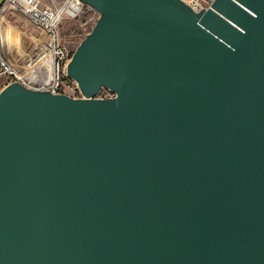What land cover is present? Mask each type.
<instances>
[{
	"label": "water",
	"instance_id": "1",
	"mask_svg": "<svg viewBox=\"0 0 264 264\" xmlns=\"http://www.w3.org/2000/svg\"><path fill=\"white\" fill-rule=\"evenodd\" d=\"M79 1L81 97L0 90V264H264V0Z\"/></svg>",
	"mask_w": 264,
	"mask_h": 264
},
{
	"label": "built area",
	"instance_id": "2",
	"mask_svg": "<svg viewBox=\"0 0 264 264\" xmlns=\"http://www.w3.org/2000/svg\"><path fill=\"white\" fill-rule=\"evenodd\" d=\"M194 12L206 10L214 0H182ZM66 7L56 9L44 5L41 0H0V25L9 13L25 17L36 29L31 54H20L16 61L5 50L0 36V82L1 88L16 82L28 90L48 92L53 95L81 97L76 83L66 76L70 60L61 43L58 26L64 14L75 17L83 5L79 0H66ZM68 11V13H65ZM106 88L100 89L96 98H112Z\"/></svg>",
	"mask_w": 264,
	"mask_h": 264
},
{
	"label": "rangeland",
	"instance_id": "3",
	"mask_svg": "<svg viewBox=\"0 0 264 264\" xmlns=\"http://www.w3.org/2000/svg\"><path fill=\"white\" fill-rule=\"evenodd\" d=\"M44 5L56 9L65 8L66 0H41ZM99 18V14L87 5H83L80 13L71 17L64 14L58 31L61 43L71 57L77 46L91 31ZM37 29L18 13H9L0 25V36L4 41L5 50L9 51L11 58L16 61L20 54L33 52V41ZM2 82H0V90Z\"/></svg>",
	"mask_w": 264,
	"mask_h": 264
},
{
	"label": "bare ground",
	"instance_id": "4",
	"mask_svg": "<svg viewBox=\"0 0 264 264\" xmlns=\"http://www.w3.org/2000/svg\"><path fill=\"white\" fill-rule=\"evenodd\" d=\"M65 13H68V11H66ZM4 46H5V44H4Z\"/></svg>",
	"mask_w": 264,
	"mask_h": 264
}]
</instances>
